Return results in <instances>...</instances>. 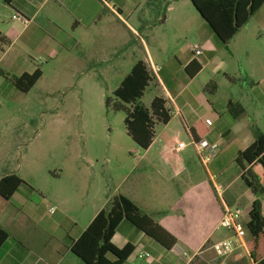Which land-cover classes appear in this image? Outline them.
<instances>
[{"label":"crops","instance_id":"1","mask_svg":"<svg viewBox=\"0 0 264 264\" xmlns=\"http://www.w3.org/2000/svg\"><path fill=\"white\" fill-rule=\"evenodd\" d=\"M10 7L14 13L12 20L13 16L20 15L29 21L27 24L17 21L22 25V29L13 41L11 40L16 35L14 29L4 22L0 25V48L3 50L0 64L5 62L9 70L19 71L13 77L33 74L37 69L42 72V77L44 75L39 67L32 73L26 71L19 62L20 55L19 58L13 56L7 61L16 41L28 33L25 46L27 51L60 61L66 69L77 67L82 74L94 68L93 66L89 69L90 62H100V65L103 64L102 74L120 78L116 89L136 63L144 61L154 77V81L147 88L153 87L154 97L149 106H144L149 108L152 101L160 97L166 101V107L172 115L169 123L156 125L153 144L148 150H144L145 154H148L155 145H159V159L164 165L163 169L159 170L152 167V171L160 179L158 181L161 191L142 192L144 207L138 205L139 203L129 195L120 193L121 185L113 189L106 199L102 197L92 205L86 201L79 205V208H74L72 213L56 205L57 211L52 216L48 214V209L44 210L40 206L30 205L27 208L26 200L33 188L26 183L22 184L8 201L14 207L24 209V212L20 211L21 215H18L19 221H43L50 239L65 248L64 251L58 247L50 250L51 259L54 258L55 264H62L67 259L68 264H85L71 253V246L82 236L98 213L118 196L130 199L144 214L176 239V244L167 249L129 222L123 221L113 237V244L118 248L127 244L134 247L133 253L124 264H137L138 260H147L150 264H197V261H204L205 258L207 260L202 264H208L214 258L212 245L231 237L228 231L220 227L226 208L241 209V221L246 225L250 221L252 204L258 200L264 217V177L263 192L254 195L243 179L248 176L250 165L239 157L241 152L254 144L257 132L264 135L261 129V122L264 124V53H259V67L250 73L246 72L242 65L231 67L222 58L224 49L229 51L232 57H236L231 45L238 46L246 31L249 35L252 19L239 31L228 48H225L189 0H14ZM257 15L260 41L264 39V6L255 16ZM4 24L6 28H3ZM194 27L196 43L193 46L184 43L180 48H173V58L170 59L168 40L164 37L166 28L171 29L174 36H177L180 32L187 33ZM137 38L141 40L138 41ZM6 44L8 49L4 50L3 46ZM196 46L203 50L201 56L194 55L193 49ZM246 57H249L248 53ZM193 62L199 64L201 70L191 78L186 68L191 65L190 71L194 72L197 66H192ZM153 67L159 68L160 71L155 74ZM221 72H224L225 79L231 82L240 81L241 74L246 75L251 84H244L239 88L237 85L236 92L231 93V97L225 101L213 102L206 97L208 81L204 79L212 81V78ZM0 76V89H3L7 80H3L5 71L2 69ZM202 77L204 82L199 85L198 81ZM9 84L6 86V93L18 91L11 81ZM215 92L214 96L218 89ZM229 104L241 105L244 112L234 118ZM160 125L163 128L157 134ZM171 128L173 139L166 141L165 134ZM183 134L188 137L189 143L182 141ZM195 136H200L199 141L204 140L217 146L216 157L207 165L203 163L192 144L196 142ZM180 143H185L187 147L179 149ZM189 146L193 147L208 173L212 187L218 196H221L218 207L214 206L205 193L201 195L197 185L193 183L194 178H197L198 166L187 155ZM7 175L16 174H6L0 179ZM248 178L251 181V178ZM168 189L179 190L178 194L182 195L176 203H171L175 205L172 209L171 205L166 206ZM182 198L187 203L185 209L182 206ZM177 206L179 215L189 217L176 222L170 212ZM13 215L14 210L2 209L0 227L5 229L13 221ZM193 216L201 218L200 228L192 229L186 226L185 222ZM164 237L168 243L171 242L169 237ZM249 241L250 238L246 236L245 248H240L230 258L229 264H256L249 255ZM14 249H17L18 255H23L20 247L8 246L1 252V259L9 258Z\"/></svg>","mask_w":264,"mask_h":264},{"label":"rangeland","instance_id":"2","mask_svg":"<svg viewBox=\"0 0 264 264\" xmlns=\"http://www.w3.org/2000/svg\"><path fill=\"white\" fill-rule=\"evenodd\" d=\"M13 14L11 7L0 0V25L4 22L16 34L11 41L22 29L19 22L12 20ZM5 24L3 28H6ZM249 26V35L246 31L238 46L231 45L236 57H232L224 49L222 58L231 67L242 65L250 73L259 67V53H264V39L259 41V15L252 18ZM194 32L195 27L187 33L182 31L174 36L171 29L166 28L164 37L168 40L170 59L173 58V48H180L184 43L192 46L196 43ZM20 37L7 61L13 56H21L19 62L26 71L32 73L39 67L44 75L28 94L18 91L8 94L6 86L10 85V79L19 71L9 70L5 62L0 64V69L5 71L3 80H7L3 89H0V177L14 173L33 188L26 200L27 208L31 205L47 210L51 206H59L72 213L74 208L86 201L92 205L102 197L106 199L119 185L120 193L129 195L138 205L144 207L142 192L161 191L158 181L160 179L152 171V167L159 170L164 165L159 159V145H155L153 150L145 154L127 133L124 124L125 112H114L107 108V99L116 101L114 89L120 78L102 74L103 64L96 61L90 62L89 69L93 66L94 68L85 74L77 67L66 69L60 61L27 51L25 46L28 33ZM3 48L7 50L8 44ZM2 53L0 48V57ZM212 68L213 66L209 70ZM239 78L241 80L238 82L227 81L224 72H221L212 81L204 79L208 81L207 85L212 82L218 89L214 96L216 92H212V88L207 86L206 97L213 102L225 101L231 97V93L235 94L237 85V88L244 84L250 86L246 75L241 74ZM204 81L202 77L198 84L202 85ZM153 97L154 89L150 87L141 100L142 104L149 106ZM261 123L264 131V124ZM162 128V125L158 127L157 134ZM171 130L173 128L165 134L166 141L173 139ZM181 139L186 143L190 142L184 134ZM187 155L198 166L194 185H197L201 195L205 193L214 206L218 207L221 196L212 187L208 173L192 146H189ZM163 185L166 186L164 183ZM168 192L167 207L182 196L178 194L179 190L168 189ZM174 206L171 205L170 209ZM182 206L183 209L187 207L183 198ZM17 207L0 197V211L4 208L14 210L13 221L4 229L10 239L1 252L8 246L16 248L19 243L18 246L22 245L19 250L24 253L18 255L17 249H14L9 258L4 259H1V253L0 264H21L22 261V264H53L54 258L51 259L50 250L58 247L64 251L65 248L50 239L43 221H19L18 215L24 209ZM177 209L178 206L171 210L170 216L179 222L187 216L179 215L180 210ZM185 223L192 229L202 226V220L198 216H193ZM206 260H199L197 264L205 263ZM68 263L69 259L62 264ZM137 264L150 263L147 260H138Z\"/></svg>","mask_w":264,"mask_h":264},{"label":"trees","instance_id":"3","mask_svg":"<svg viewBox=\"0 0 264 264\" xmlns=\"http://www.w3.org/2000/svg\"><path fill=\"white\" fill-rule=\"evenodd\" d=\"M2 1L11 6L14 0ZM189 1L225 48H228L239 31L264 6V0ZM192 64V66H197L194 72L190 71L191 65L186 68V72L191 78L201 70L199 64L196 62ZM41 77L42 72L37 69L33 74L13 77L10 81L18 91L28 94ZM153 81L154 77L147 64L144 61H139L114 91L116 101L113 102L111 99L106 101L109 110L125 112L124 124L127 133L143 150H148L153 144L156 125L167 124L172 118L163 98L156 97L149 108L141 103L147 88ZM208 86L212 88V92L217 90V86L212 82ZM229 108L234 118L244 112L243 107L239 104H229ZM199 139L200 136H195L196 142ZM239 157L250 165L248 176L243 178L245 183L254 195H260L263 192L264 135L257 132L254 144L241 152ZM248 177L251 178V181ZM22 184L25 182L16 175L4 176L0 179V197L10 201ZM123 221L129 222L167 249H171L176 244V239L151 217L144 214L135 203L124 196H118L98 213L82 236L72 244L71 253L85 264H124L133 253L134 247L127 244L123 248H118L113 244V237ZM245 228L247 236L250 238L248 251L251 259L256 264H264V217L258 200L252 204L250 221L245 225ZM164 236L169 237L171 242L168 243ZM8 239L9 234L0 227V254ZM18 247L22 248V245Z\"/></svg>","mask_w":264,"mask_h":264},{"label":"built area","instance_id":"4","mask_svg":"<svg viewBox=\"0 0 264 264\" xmlns=\"http://www.w3.org/2000/svg\"><path fill=\"white\" fill-rule=\"evenodd\" d=\"M13 20L23 22L24 24H27L29 22L20 15L13 16ZM193 52L195 56H201L203 54V50L199 46H196L193 49ZM152 71L157 74L160 69L153 67ZM192 144L204 164H209L216 157V145H210L204 140L193 142ZM186 147L187 145L185 143L179 144V149H185ZM56 211L57 209L53 206L48 208V214L50 216L54 215ZM242 214L243 211L239 208L225 209L220 222V227L228 231L231 234V237L223 239L212 245L211 250L214 254V258L208 264H229L230 258L240 248H245V238L247 236V230L245 228V225L241 221Z\"/></svg>","mask_w":264,"mask_h":264}]
</instances>
